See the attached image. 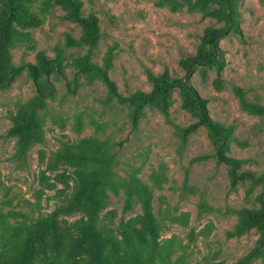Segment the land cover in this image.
Instances as JSON below:
<instances>
[{
	"label": "rangeland",
	"instance_id": "374dc122",
	"mask_svg": "<svg viewBox=\"0 0 264 264\" xmlns=\"http://www.w3.org/2000/svg\"><path fill=\"white\" fill-rule=\"evenodd\" d=\"M84 16L99 19L101 38L96 48L67 45L79 38L84 27L65 20L53 7L30 30L32 43H17L13 60L24 68L8 88L0 90V256L10 264L13 246L45 231L42 222L53 216L54 228L36 242L31 264H91L90 244H81L79 224L90 211L56 213V191L61 167L50 175L52 189L40 183L41 173L54 153L64 145L79 146L95 139L111 147L115 176L98 196L107 233L102 264H132L137 245L147 264H264V249L253 254L261 235L256 227L237 232L241 216L264 207V181H234L231 166L214 152L208 130L200 126L185 146L175 134V124L187 127L199 119L197 109L183 106L181 89H174L168 118L157 106L147 105L134 118L130 104L111 95L106 83L92 73L81 72L74 59L86 57L107 74L123 97L151 91L148 72H168L185 77L182 59L197 52L200 36L208 27L226 24L217 2L201 0H81ZM237 27L218 40L224 67L195 64L189 83L206 101L212 119L235 126V141L225 152L241 168L264 172V118L244 112L232 86L249 91L251 100L264 104V0H239ZM64 52L63 73L37 80L29 64L37 54ZM79 68V70H78ZM224 87H217V80ZM41 82L53 93L40 110L43 143H34L20 155V135L8 134L23 107L38 96ZM139 179L154 191L160 221V237L154 241L144 223L139 195L131 186ZM55 215V216H54ZM242 261V262H241Z\"/></svg>",
	"mask_w": 264,
	"mask_h": 264
},
{
	"label": "trees",
	"instance_id": "16d2710c",
	"mask_svg": "<svg viewBox=\"0 0 264 264\" xmlns=\"http://www.w3.org/2000/svg\"><path fill=\"white\" fill-rule=\"evenodd\" d=\"M211 2H217L222 6L226 24L223 27H208L204 30L200 36L202 43L197 52L188 56L189 58L182 59V65L187 72L185 77L171 75L168 72L155 74L149 71L148 77L153 84V89L148 92L137 91L129 97H123L108 76L107 66L103 68L89 60L92 53L86 57H78L74 59V62L81 72L100 77L108 86L111 95L130 104L135 119L145 106L153 104L168 118L169 102L174 89H181L183 106L199 111V119L187 127L171 123L175 134L181 138L182 145L185 146L189 136L200 126H204L208 130L215 154L231 166L230 174L234 181L249 179L256 183L262 182L264 172L257 173L243 169L237 160L225 155L231 142L236 140L235 126L212 119L207 110L206 101L195 92L188 81L195 64L204 68L216 67L219 71L223 69L224 59L220 55L218 40L227 37L237 27L239 0H201L203 6ZM53 7L63 10L65 20L78 22L84 27L81 37L67 38L68 46L88 47L90 50L98 46L101 38L99 19L94 14L84 16V3L81 0H0V90L8 88L24 68L23 65H17L14 62L13 47L17 43H32L30 30L38 26L43 21L44 15ZM36 58L37 64H29L28 68L29 73L37 80H40L42 75L49 78L54 72L63 73L66 68L64 62L67 58L62 51H59L56 56L39 52ZM216 84L220 89L224 87V81L221 78ZM37 91L38 96L23 107L21 113L15 118L14 125L8 130V134L21 137L18 145L20 155H25L34 143L44 142L39 111L45 108L47 99L52 96L53 88L49 82H41ZM232 92L244 112L264 118V104L258 101V97H256L257 101L251 100L248 97L249 91L237 85L232 86ZM114 158L111 147L95 139H88L79 146L64 145L56 151L40 176V183L52 189L50 175L55 174L61 167L64 168L62 173L57 174L58 182L64 187L58 189L53 197L57 201L56 213L73 212L82 206L89 209V217L79 224L78 230L81 232L80 243L90 244L93 248L94 257L91 264H102L103 261L102 247L106 240L103 234L107 233V228L104 218L99 216L102 205L98 194L115 176ZM131 189L134 194L140 196L144 212L143 223L152 239L157 241L160 237L161 225L155 212L154 191L139 179L135 180ZM260 203L264 207V197L260 198ZM42 225L45 231L41 236L47 230L54 228L53 216L43 221ZM252 227L258 228L261 233L253 252L258 254L261 249H264V210L248 211L243 214L236 226V231L243 232ZM41 236L28 238L25 247L13 246L11 255L14 256L15 262L12 264H31L36 242ZM130 256L132 264H147L137 245L132 247ZM0 264L10 263L0 256Z\"/></svg>",
	"mask_w": 264,
	"mask_h": 264
}]
</instances>
